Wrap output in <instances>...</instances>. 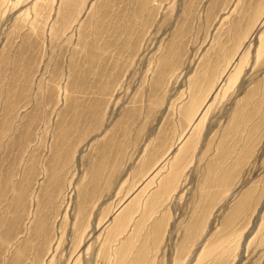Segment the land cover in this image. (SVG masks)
Listing matches in <instances>:
<instances>
[{"label": "rangeland", "instance_id": "1", "mask_svg": "<svg viewBox=\"0 0 264 264\" xmlns=\"http://www.w3.org/2000/svg\"><path fill=\"white\" fill-rule=\"evenodd\" d=\"M263 21L0 0V264H264Z\"/></svg>", "mask_w": 264, "mask_h": 264}, {"label": "bare ground", "instance_id": "2", "mask_svg": "<svg viewBox=\"0 0 264 264\" xmlns=\"http://www.w3.org/2000/svg\"><path fill=\"white\" fill-rule=\"evenodd\" d=\"M264 29V21L258 26V28L256 29L257 31L255 32V34L253 35V38H252V41L253 40H255V39H257L258 40V43H260V39H261V32H262V30ZM260 35V36H259ZM254 42H256V41H254ZM251 43V42H250ZM249 43V44H250ZM251 46V45H250ZM245 48H247V46L245 47ZM244 52V50H242V52H241V54ZM246 52V51H245ZM240 54V55H241ZM237 60H239V58H237ZM236 60V61H237ZM234 65H236V63L234 64ZM232 71V70H231ZM231 71H230V73H231ZM233 71H234V69H233ZM227 75V77H229V78H225V79H223L222 80V83L216 88V90H215V93L213 94V96L211 97V99H210V101H208L207 102V104L205 105L206 107H205V109H207L208 108V105H210V103L212 102V101H214L221 93H222V87H225L226 86V84L227 83H229L228 81H229V79L231 78V76L229 75V73L228 74H226ZM232 75V74H231ZM205 109L203 110V111H205ZM203 114V112L201 113V115ZM197 124V121L195 122V124L194 125H196ZM187 139V138H186ZM179 150V149H178ZM177 153V152H176ZM174 155H176V154H174ZM169 161V160H168ZM167 163V162H166ZM111 221H113V218L111 219ZM109 222V221H108Z\"/></svg>", "mask_w": 264, "mask_h": 264}]
</instances>
